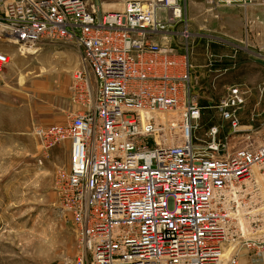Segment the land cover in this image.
<instances>
[{
    "label": "built area",
    "instance_id": "obj_1",
    "mask_svg": "<svg viewBox=\"0 0 264 264\" xmlns=\"http://www.w3.org/2000/svg\"><path fill=\"white\" fill-rule=\"evenodd\" d=\"M250 2L208 0V11ZM120 3L104 11L99 0H0V45L25 55L42 42L73 43L82 55V109L33 128L45 152L70 143L53 185L77 237L68 264H239L243 250L261 264L264 135L250 137L260 114L248 125L241 116L252 89L232 84L216 107L233 134H248L242 146L220 136L223 125L198 137L204 107L190 94L189 55L169 44L191 35L186 0ZM11 61L0 48V73ZM258 90L264 98V84ZM163 128L176 143L158 145Z\"/></svg>",
    "mask_w": 264,
    "mask_h": 264
},
{
    "label": "rangeland",
    "instance_id": "obj_2",
    "mask_svg": "<svg viewBox=\"0 0 264 264\" xmlns=\"http://www.w3.org/2000/svg\"><path fill=\"white\" fill-rule=\"evenodd\" d=\"M99 1L105 9L121 8L120 0ZM194 1L192 4L191 0H187V15L191 19L188 32L200 36L196 40L201 42L204 40L202 35L209 33L211 27L215 28L213 34L219 32L224 23L221 13L247 12L249 9L248 5L244 6L245 9L220 8L215 12L220 14V18H215L208 11V0ZM0 48L9 52L12 60L14 48L20 56L14 77L0 82V95L4 96L6 104H12L8 101L11 95L14 105L12 108L4 104L0 106V124L7 127L6 121L10 115L30 116L27 131L0 133V264H68L78 256L77 237L71 215L58 208L53 188L55 175L64 166L48 160L50 151L63 143L45 152L34 136L33 128L63 122L70 110L81 106L75 101L77 83L74 74L83 67L82 55L75 44L55 41L39 43L25 55H21L15 46L0 45ZM32 49L37 52H32ZM89 74L95 94L96 81L92 73ZM231 83L238 82L231 80ZM229 85L219 87L211 103L215 106L203 110L197 136L204 137L212 125H223L220 136L232 135V142L237 148L243 145L248 134H233L229 122L222 119L216 108ZM242 85L253 92L242 110V121L248 125L253 115L260 114L255 116L258 120L254 121L255 131L250 133L251 139L259 141L264 135V128L260 125V120L264 119V98L259 97L258 90L261 84L248 82ZM57 104L68 105L63 118L54 122L45 121V114L52 113V105ZM57 111L60 112H54ZM171 131L175 134L179 129ZM157 140L158 145L162 146L177 142V138L171 139L170 130L165 128L158 131Z\"/></svg>",
    "mask_w": 264,
    "mask_h": 264
},
{
    "label": "crops",
    "instance_id": "obj_3",
    "mask_svg": "<svg viewBox=\"0 0 264 264\" xmlns=\"http://www.w3.org/2000/svg\"><path fill=\"white\" fill-rule=\"evenodd\" d=\"M250 1L247 12L242 10L236 13L231 11L221 13L224 23L221 24L219 32L213 34L215 28L211 27L209 33L201 34L204 38L202 42L196 40L200 36L194 34H191L188 39L170 38V45L176 46L180 53H188L189 55L191 65L190 94L204 109L215 106L211 103L214 100L213 97L216 95V91L222 85L226 87L229 84L248 82L250 84H264V0ZM191 3L194 4L195 1L191 0ZM101 7L104 11L115 10L105 9L102 3ZM122 9L123 6L121 5L119 10ZM239 10L241 9H236V11ZM216 14L217 17L214 13H211L213 17L220 18V14ZM12 52H14L13 60L7 66V70L2 73L3 75L0 76V82L11 79L15 75L16 62H19L20 56L15 48ZM231 80L238 83H231ZM8 101L12 104H6L4 96L0 95V106L4 104L5 107L12 108L14 105L11 95ZM52 106L54 110L52 113L50 111V114H45L47 115L43 118L44 120L46 118L45 121L54 122L68 110V105L64 104ZM81 109L82 106H76L73 110L67 111L66 116ZM56 110L60 112H54ZM7 120V127H2L0 124V133H23L30 128L29 115H10ZM70 155V143L66 142L52 149L48 160L55 163L60 162L61 165L67 167L70 164ZM239 264H251V259L245 250L239 256ZM261 264H264V258Z\"/></svg>",
    "mask_w": 264,
    "mask_h": 264
},
{
    "label": "bare ground",
    "instance_id": "obj_4",
    "mask_svg": "<svg viewBox=\"0 0 264 264\" xmlns=\"http://www.w3.org/2000/svg\"><path fill=\"white\" fill-rule=\"evenodd\" d=\"M33 51L32 52H37V50H35V49H32Z\"/></svg>",
    "mask_w": 264,
    "mask_h": 264
}]
</instances>
